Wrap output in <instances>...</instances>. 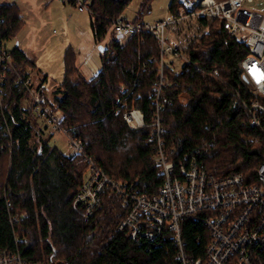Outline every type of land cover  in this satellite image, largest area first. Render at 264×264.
Masks as SVG:
<instances>
[{"label": "trees", "instance_id": "obj_1", "mask_svg": "<svg viewBox=\"0 0 264 264\" xmlns=\"http://www.w3.org/2000/svg\"><path fill=\"white\" fill-rule=\"evenodd\" d=\"M131 0H91V30L103 43L114 19ZM142 0L138 17L150 10ZM172 0L170 12L177 11ZM0 32L6 42L24 24L17 2H0ZM185 52L181 70L172 60L159 103L153 87L158 80L160 44L151 33H136L125 41L114 36L100 52L102 69L86 78L76 64V51L64 54V78L48 91V102L62 113L67 133L80 140L111 178L150 195L163 182L155 160L160 113L162 133L175 158L195 156L217 177L242 173L247 183L259 182L264 163V120L254 125L245 100L253 98L241 74L240 61L250 52L248 40L231 34L221 19ZM0 93V250H18L27 264H180L178 245L164 231L155 240L136 241L119 228L127 202L107 189L91 216L73 201L84 182L88 164L83 156L63 152L51 143L48 126L39 122L28 91L17 83V70L29 77L35 66L19 45L10 50ZM161 105V109L158 106ZM143 110L146 125L132 127L126 108ZM186 251L204 255L208 230L201 218L182 221Z\"/></svg>", "mask_w": 264, "mask_h": 264}, {"label": "built area", "instance_id": "obj_2", "mask_svg": "<svg viewBox=\"0 0 264 264\" xmlns=\"http://www.w3.org/2000/svg\"><path fill=\"white\" fill-rule=\"evenodd\" d=\"M66 1L72 2L79 10L92 12L90 1ZM177 2V11L155 22L130 20L121 14L113 20L104 39L108 38V41L114 36L125 41L140 32L151 33L157 38L161 52L160 67L153 90L159 103L167 81L165 67L170 62L167 54H174L184 62L191 61L184 47L203 30H208L207 22L217 18L223 20L231 34L248 40L250 52L240 61V67L254 96L244 103L251 113L252 123L261 126L264 120V0ZM193 24L202 28L197 36L190 33ZM185 29L189 35H183ZM0 65L2 69L8 65L14 67L1 32ZM15 70L17 83L30 95L34 113L53 130H63L70 137L73 152L83 156L88 164L84 182L73 201L75 209L86 217L91 216L101 203L104 192L111 189L124 198L128 206L118 228L136 241L144 238L155 240L164 231L170 232L178 245L180 264H264V163L258 170L259 182L247 183L242 173L215 176L195 156L187 154L183 158H175L174 152L168 150L161 138L163 128L158 112L155 133L159 138L155 160L164 178L158 193L140 192L127 182L111 178L98 166L96 159L85 152L83 143L67 133L61 117L55 114L48 102L44 83L34 84L30 76L24 77ZM4 80L5 74L0 72L1 94ZM161 107L159 105L158 109ZM123 117L132 127H142L147 123L143 110L138 107L126 108ZM186 217L201 218L208 230V242L202 256L190 255L186 251L182 233V221ZM0 264H27V261L20 251L5 248L0 250Z\"/></svg>", "mask_w": 264, "mask_h": 264}, {"label": "rangeland", "instance_id": "obj_3", "mask_svg": "<svg viewBox=\"0 0 264 264\" xmlns=\"http://www.w3.org/2000/svg\"><path fill=\"white\" fill-rule=\"evenodd\" d=\"M3 1L19 3L23 7V14L26 18L24 30L22 29L8 39L5 42L6 47L9 50L13 49L20 39L31 44V52L35 54L38 62H40L39 64L48 68V71L52 72L54 75L53 82L49 81L46 83L47 90H52L53 86L64 78V54L66 48L69 46V42H72L71 39H69V30L68 32L65 31L62 24L70 18H78L88 21L90 24V12L88 10L81 11L72 2L66 0H0V2ZM78 1L84 2L86 0ZM87 1L91 2V0ZM170 2L171 0H151L150 10L145 11L141 15L142 19L140 20L155 22L169 17ZM57 7H61V24L59 22L60 13L56 10ZM141 7L142 0H131L123 14L130 20H135L139 15ZM201 29L200 26L193 24L190 33H192L193 36H197L196 33ZM187 32L188 30L185 29L183 35H189ZM202 32L204 33L205 30ZM203 33H200V35ZM36 36H38V38ZM107 39L108 38H105L104 42H106ZM167 60H174L175 70H181L184 61L180 57L168 53ZM44 70L46 71V69ZM36 76H38V74L32 77L34 84H38ZM55 114L59 118L62 116L59 110H55ZM39 122L42 125H46L42 118L39 119ZM47 131L53 135L51 137L52 144L57 145L65 153H72L74 151V146L70 137L63 130L56 131L50 126L47 128Z\"/></svg>", "mask_w": 264, "mask_h": 264}, {"label": "crops", "instance_id": "obj_4", "mask_svg": "<svg viewBox=\"0 0 264 264\" xmlns=\"http://www.w3.org/2000/svg\"><path fill=\"white\" fill-rule=\"evenodd\" d=\"M19 6L21 7L22 10L24 24L18 32H20L22 29L24 30V25L26 24V18L25 15L23 14L24 11L23 7L20 4ZM56 10L60 13L59 22L61 24V7H57ZM62 26L63 28H65V31L68 32L69 30L68 32L69 39H71L72 41L69 42V46L73 47L74 50L76 51V64L80 72L88 79L95 77L102 69V62L100 56L101 51L99 49L100 44H98L95 41V38L92 34L91 18H90V24L88 23V21H84L78 18H70L67 19V21H64ZM36 37L38 38V36ZM17 45H19L20 48L24 50V52L35 61V66H32L28 70L30 73L29 74L30 78L33 79L32 77L38 74V76H36L37 79L36 81L38 82V84L44 83L46 85V83H48L49 81L53 82L54 75L52 74V72L48 71L49 70L48 68H45L44 66L39 64L40 62H38L35 54L31 52L32 51L31 44L25 42V40L20 39ZM44 69H46V71ZM64 71H65V64H64Z\"/></svg>", "mask_w": 264, "mask_h": 264}, {"label": "water", "instance_id": "obj_5", "mask_svg": "<svg viewBox=\"0 0 264 264\" xmlns=\"http://www.w3.org/2000/svg\"><path fill=\"white\" fill-rule=\"evenodd\" d=\"M106 48H107V46L104 45V43H102V44L99 45V49H100V51H103V50H105ZM245 79H247V77H245Z\"/></svg>", "mask_w": 264, "mask_h": 264}, {"label": "bare ground", "instance_id": "obj_6", "mask_svg": "<svg viewBox=\"0 0 264 264\" xmlns=\"http://www.w3.org/2000/svg\"><path fill=\"white\" fill-rule=\"evenodd\" d=\"M19 71V70H18ZM156 153V152H155ZM207 169V168H206ZM117 181V180H116Z\"/></svg>", "mask_w": 264, "mask_h": 264}]
</instances>
